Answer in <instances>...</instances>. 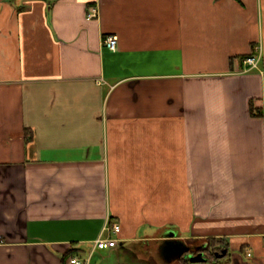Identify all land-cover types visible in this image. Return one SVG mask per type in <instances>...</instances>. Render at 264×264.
Here are the masks:
<instances>
[{
  "label": "crops",
  "instance_id": "0c3cea01",
  "mask_svg": "<svg viewBox=\"0 0 264 264\" xmlns=\"http://www.w3.org/2000/svg\"><path fill=\"white\" fill-rule=\"evenodd\" d=\"M208 240L264 264V0H0V264Z\"/></svg>",
  "mask_w": 264,
  "mask_h": 264
},
{
  "label": "built area",
  "instance_id": "2783aa9c",
  "mask_svg": "<svg viewBox=\"0 0 264 264\" xmlns=\"http://www.w3.org/2000/svg\"><path fill=\"white\" fill-rule=\"evenodd\" d=\"M96 16H97V10L92 8L88 14V18L92 19V18H95ZM117 43H118V37L117 36H108L105 39L106 46L111 50L116 49ZM260 59H261V56L259 54H254V55L245 57L243 59V64L245 66L246 71L249 72V71L258 69ZM99 84H102V82H99ZM112 231L114 233H119L120 232V226L118 224L113 225ZM94 243H95V247L99 248V249L112 248V247H116L118 245L117 240H114L111 238H107V239L99 238ZM72 263L73 264H82V262L77 260V259L72 260Z\"/></svg>",
  "mask_w": 264,
  "mask_h": 264
},
{
  "label": "trees",
  "instance_id": "16d2710c",
  "mask_svg": "<svg viewBox=\"0 0 264 264\" xmlns=\"http://www.w3.org/2000/svg\"><path fill=\"white\" fill-rule=\"evenodd\" d=\"M208 244L204 250H200L204 253L206 261L216 264L223 263V257L227 255V245L220 240H208Z\"/></svg>",
  "mask_w": 264,
  "mask_h": 264
},
{
  "label": "water",
  "instance_id": "95a60500",
  "mask_svg": "<svg viewBox=\"0 0 264 264\" xmlns=\"http://www.w3.org/2000/svg\"><path fill=\"white\" fill-rule=\"evenodd\" d=\"M202 250V249H201ZM190 252L191 251V249H190V251H189V249H186L183 253H186V252ZM195 251H198V250H195ZM201 253V252H200ZM200 256H202L203 255V253H201V254H199ZM186 259H190L192 262H206V258H204V259H201V258H199V256H196V257H194V256H192V255H186V257H185Z\"/></svg>",
  "mask_w": 264,
  "mask_h": 264
},
{
  "label": "rangeland",
  "instance_id": "374dc122",
  "mask_svg": "<svg viewBox=\"0 0 264 264\" xmlns=\"http://www.w3.org/2000/svg\"><path fill=\"white\" fill-rule=\"evenodd\" d=\"M194 264H201V263H194Z\"/></svg>",
  "mask_w": 264,
  "mask_h": 264
}]
</instances>
